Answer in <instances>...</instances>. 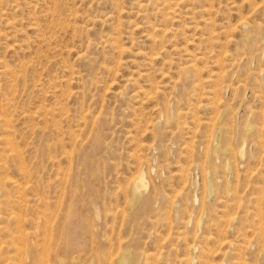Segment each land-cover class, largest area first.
I'll return each instance as SVG.
<instances>
[{"label":"rangeland","instance_id":"obj_1","mask_svg":"<svg viewBox=\"0 0 264 264\" xmlns=\"http://www.w3.org/2000/svg\"><path fill=\"white\" fill-rule=\"evenodd\" d=\"M0 120V264L260 263L264 0H0Z\"/></svg>","mask_w":264,"mask_h":264},{"label":"bare ground","instance_id":"obj_2","mask_svg":"<svg viewBox=\"0 0 264 264\" xmlns=\"http://www.w3.org/2000/svg\"><path fill=\"white\" fill-rule=\"evenodd\" d=\"M1 121V120H0ZM205 177V176H204ZM136 179V178H135ZM147 186L146 184V178H145V175L144 174H141L137 179L136 181L134 182V185H133V202H139V200L141 199V195H140V190L142 188H145ZM215 189V188H214ZM210 191H212V188H210ZM231 222H233V220H231ZM257 229L255 231V240L252 242V244L257 247L256 251L259 252V257H260V263L264 264V261H262V259H264V220L263 218H261L258 222H257ZM251 243V242H250ZM246 244V243H245ZM248 246H251V245H248ZM235 250V248H234ZM234 250H230L228 251L227 253V259H228V262L229 264H233L234 260L236 259L235 258V254H234ZM245 250V249H244ZM239 254V253H238ZM258 257V256H257ZM131 258L132 255H129V254H124L119 263L118 264H129L130 261H131ZM226 259V260H227ZM237 259L241 260V262L243 261L242 258L238 257ZM193 261H195V259H193ZM245 261V260H244ZM258 261V262H259ZM198 262V261H197ZM239 263V262H238ZM246 263V262H245ZM259 263V264H260ZM64 264V263H62ZM236 264V263H235Z\"/></svg>","mask_w":264,"mask_h":264}]
</instances>
